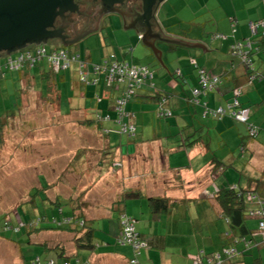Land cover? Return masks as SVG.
Segmentation results:
<instances>
[{"label":"crops","instance_id":"0c3cea01","mask_svg":"<svg viewBox=\"0 0 264 264\" xmlns=\"http://www.w3.org/2000/svg\"><path fill=\"white\" fill-rule=\"evenodd\" d=\"M170 1H163L159 9L162 10ZM242 1L238 6L232 3L231 8H222L219 3L206 8L214 26V34L223 35L225 38L222 40H215L210 36H183L170 32L167 34L172 39L192 44L198 43L206 50H209L205 52H203L202 48H190L178 43H164V45H161L156 42L157 40L154 37H149L146 42H155L154 45L157 51L160 52V61L144 45L145 51L142 52L143 58L141 62L136 63L133 58L128 62L126 61L127 57L131 54H128L127 51L129 45L122 41L124 35L121 30L124 28L123 23L119 19L113 17V19L107 20L109 25L113 24L111 29L116 32L112 38H108V41L101 39L102 33H96L95 38H99V49L90 48L91 52L84 55L86 62L99 63L102 59L114 55L120 61L135 66H147L154 72L156 91L148 89L140 91L127 107L128 111L135 115L133 120L126 119V122L129 121L136 129L132 138L120 134L118 126L111 120L114 118L112 110L113 100L123 89L122 86L112 89H106L102 84L96 87L83 86L78 80L75 67L72 73L76 76V84L70 87L65 86L67 73L70 71L53 75L47 69V65H45L46 69L38 65V67L25 68L20 72H6L4 77L0 78V96L4 99L8 98V100H17V106L14 110H6L4 108L5 110L3 111L6 113L4 117L9 119V122L0 123V131L2 132L1 135H3L0 143V159H2L0 162V185H8L9 180L15 178L14 185L20 195L16 199L15 206L17 208L22 207L18 211L19 215L14 216L11 221L15 223L20 219L27 221L35 217H46L48 225H44L45 223L42 225L46 227L54 226L52 222L60 221L62 217H70L81 220L80 222L84 223V225L80 226L90 228L93 226L92 222L94 220L107 218L104 229H108L112 233L113 237L111 238H114L115 243L118 244L120 214L125 213L136 220V230L141 239L148 245V248L139 256L138 264H191L196 255L201 252L204 264H209L207 262L208 253L217 251L222 247L231 246V237L235 238L239 237V235L231 232L225 220H222L214 198L215 193L219 189L229 187L226 179L224 180L225 183H219L220 178L217 175L221 168L224 169V161L230 165V161L233 158L232 152L228 148L229 139L227 136L231 135V139H237L239 137L238 131H242L240 126L244 124L236 123L229 118L219 121L203 119V107L188 103V97L191 89L196 87L198 82L196 69L190 64V59H195L197 67L213 75L221 76L222 79V84L218 91L201 97V104L206 103L209 108L214 109L223 107L230 103L232 90L240 87L242 88V95L239 98L243 95L247 97L251 94L250 92L255 93L254 104L249 106L252 108L249 122L258 125L255 116L260 114L264 117V81L253 87L247 85L245 69L237 63L236 59L234 60L229 55L231 45L243 42L244 39L250 36L248 23L264 19V0ZM198 14L200 13H194L193 15L196 16ZM164 22L166 23L168 20ZM107 23L103 25V28L108 25ZM175 26V23L168 25V27ZM124 30H133V28ZM142 30L144 31L145 29H141L138 25L136 30H134L137 32L139 39L145 34ZM111 41H117V46L114 47ZM108 45L110 49H106ZM135 46L134 49L137 50V46ZM253 60L256 69L264 71V56L262 54L254 56ZM232 65L235 68H232ZM176 70H180L181 77L177 78L174 75ZM31 74H35V76L32 77ZM38 81H44L47 84L45 89L43 85L38 86ZM52 86L56 91L60 90L64 95L66 108L63 103H60L59 93L52 95L50 98L48 90ZM56 87H58V90ZM37 88L44 90L40 92ZM68 88L71 90L67 91ZM98 92L103 95L94 102L93 95L95 94L94 97L99 96ZM161 93L171 95L168 107L172 112V117L168 118V120L165 119L166 121L162 124H160L161 118H158L155 114L157 105L155 97ZM88 100H92V102L89 104ZM240 102L245 107L247 102L243 103L241 100ZM87 105H90L91 111L88 110ZM61 106L69 114L67 116L68 120L73 121L76 117L81 119V121L77 122L79 127L84 126V122L89 121L88 118L90 121H94L92 127L96 131L86 132L84 130V133L80 134L83 135V139L88 135L91 141L90 144H85V148L82 149L84 151L83 154H79L78 150L72 157H69L68 154L66 157L64 154L59 157L54 155L53 151L50 154L45 152V155L42 152V155H40V152H36L33 146L37 142L31 143L28 146L30 149L23 153L21 148L7 144L6 141H9L10 137L14 139L15 136L25 146V139L30 143L36 137L34 136L36 132L40 133L38 136L42 135L40 131L27 130L34 127L37 121L38 123L41 120L43 121L44 117L45 119L59 117L62 110ZM98 114L101 116L107 114L111 119L110 121L96 122L94 119ZM71 115L75 116L71 118ZM0 117H2V112H0ZM73 122H76V120ZM38 123L37 126L41 127L42 125ZM236 124H240V126H236ZM158 129L159 131H157ZM8 130L14 131V134L10 133L9 136ZM97 136L103 137L105 141L100 144L101 139ZM113 137L114 140L118 139L120 147L124 141L132 145L131 148H125L127 151L126 155H117V150L111 146ZM242 143H244L243 140ZM261 147L260 157L264 160V140ZM256 148L257 151L260 150L259 146L256 147L254 142L241 144L242 153L246 149L256 153ZM217 150L225 152L226 155L222 153L217 155L215 153ZM13 151L14 156L12 155ZM88 155L94 157L92 165H88L89 161H91L87 159ZM39 156L47 162L48 166L53 165L52 167L55 166L57 158L61 159L60 161L62 162L57 166H60L59 168L64 167V169L61 171L53 169V179L49 178V175L47 177L40 171L43 162L41 164L35 162V157L38 158ZM9 159L14 160L13 169H15V172L6 169L10 165H2L4 161L7 162ZM74 165L77 166L74 167ZM136 166L139 170L136 169ZM76 167L80 171H74ZM82 167L84 171H81ZM86 167L87 171H96L97 181H93L96 185L92 184L95 188L94 186L91 189L88 188L89 186H86V188L71 186L68 183L70 178L77 176L79 178L78 181H80V177L83 176L82 174L86 171ZM116 167H120V169ZM252 167L255 168V166ZM108 170L109 172L114 170L113 173L115 175L118 173L120 176L126 172L127 180L113 184L115 188L113 191H110L108 187L111 186V181H108V179L106 180L107 184L104 183L108 186H105L104 189L102 186L103 175L105 173L108 174ZM259 171L261 178L256 181L264 182V166ZM65 175H68L66 179ZM164 176L172 178L171 180H163ZM247 182L243 188H246ZM99 184L101 190L97 187ZM41 190L45 191V193L51 192V194L49 197L45 194L44 198L38 200V195L39 197L42 195L39 194ZM130 193H137L138 196L126 198ZM261 196L264 198V195ZM150 198H163L175 204L167 212H154L155 207H152V204L148 201ZM36 207H41L43 214L35 215L34 209ZM59 209H61V213ZM193 209L196 211L198 220L202 219L208 226L215 225L213 231H208L198 241L195 234L200 232L199 228L196 230L194 227V229L184 235H181V230L177 231L179 229V212L186 216L185 212ZM250 209L255 211L257 206L253 204ZM178 210L180 211L177 212ZM70 218L66 220L70 221ZM220 220L225 224V227L220 224ZM252 221L255 220L252 219ZM252 221L247 222L248 228L252 230V233L246 236L247 241L245 242L249 243L248 247L246 248L244 243L239 241L236 246L240 250V254L231 259L229 263L264 264L263 236L257 232L256 221L255 223ZM62 223V225L60 224L61 228L69 231L78 228L72 224L65 223V220ZM31 231L33 230H25L21 234H24L34 246H39L40 251L46 254V258H52L57 264H61L63 259L58 254L63 249L64 257L72 259L77 256L75 258L80 260L78 253L82 251L77 250L73 242L74 235L71 232ZM227 232L230 233V238L225 236ZM28 233H30L29 236L27 235ZM62 235L69 236V239L65 238L70 243L69 247L66 248L59 243L55 247L51 243L46 244V241L58 239ZM22 239H18L17 242L11 241L20 246L24 264H27L23 253L25 248L23 247ZM98 246L96 244L95 248ZM193 247L197 249L196 252H193ZM124 248H127V256L124 254L115 256L109 254L103 256L105 257L104 260L130 264L129 260L132 257V251L128 247ZM244 248H246L245 251L243 250ZM174 249H178V251L176 252ZM174 251L177 254H173ZM99 257L92 259V261L95 263ZM38 258L41 261H45L44 258ZM83 261L90 264L87 260Z\"/></svg>","mask_w":264,"mask_h":264},{"label":"rangeland","instance_id":"374dc122","mask_svg":"<svg viewBox=\"0 0 264 264\" xmlns=\"http://www.w3.org/2000/svg\"><path fill=\"white\" fill-rule=\"evenodd\" d=\"M85 5L88 6L87 1L88 0H82V2H85ZM243 1L242 0H171L168 4H166L162 10L157 9L156 13H155V22L158 25V28L160 29L162 35L166 36L167 33H172V34H178V35H183V36H195V35H200V36H204V37H211V35L214 34L215 30H214V26L212 24V21L209 18V12L208 10H206V8H210L211 6H213L215 3H219L220 6L223 7H229L231 8V4H235L236 6L240 5ZM81 5L83 6V8L85 9V5ZM77 5V4H76ZM208 6V7H207ZM82 8L81 11H83L84 9ZM89 10L88 14H92V8L87 9ZM85 11V10H84ZM200 13L198 15H193L194 13ZM168 18V19H167ZM74 19H79V17L74 16ZM113 19V17H112ZM165 20H168V22H164ZM106 22H104V25H106L105 23H107V20H105ZM175 23L176 26L175 27H168V25H171ZM109 25V23H107ZM168 24V25H167ZM106 26L104 28H102V31L99 32H95L92 34L87 35L84 39H82L79 43L74 44L71 47H67V49H69L70 51H73L77 54L80 55L82 60H85V54L88 52H91V49L97 50L99 49V43L98 40L99 38H95L96 33H102V37L101 39L107 40L108 38H112V36L116 33L113 28V24H110L109 26ZM123 35H124V39L122 40L123 43H126L129 45V47L127 48L128 54H131L127 57L126 61H130L135 60L136 63L141 62L142 58H143V54L142 52L145 51V46L144 44L141 42V40L138 38L137 32L134 30H121ZM108 36V37H107ZM167 37V36H166ZM112 45L115 47L117 46L116 43L117 41H111ZM135 43V44H134ZM134 44V45H133ZM161 44V43H160ZM133 45V46H132ZM137 46V50L134 49V46ZM161 45H164V43H162ZM160 45V46H161ZM45 48L47 49H59V47L56 45H54L53 43L48 42L47 44L44 45ZM90 46V47H88ZM135 46V47H136ZM32 46H30L29 48H31ZM163 47V46H161ZM91 48V49H90ZM106 49H110V46L108 45ZM133 50L135 51L133 53ZM3 58H0V64L3 62ZM46 64L44 63V61L41 62L39 67H44L46 69ZM38 67V66H35ZM74 67L71 68L67 73V83L65 84V86L70 87L72 85L76 84V76L73 75V71H74ZM76 68V67H75ZM32 77L35 76V74H31ZM35 84V83H34ZM103 85V83H100ZM256 84V83H255ZM46 87V83L44 81H38V86H42ZM51 85V84H50ZM256 86V85H255ZM40 92L43 91L44 89L41 88H37ZM56 89L58 90V87H56ZM71 90L70 88L67 89ZM49 96L50 98L52 97V95L54 96L56 93H59V97H60V103L66 102V100L63 98L64 95L61 93L60 90L56 91L55 88L52 86L50 87V89L48 90ZM251 94H249L247 97H244V95L239 98V101L241 100L243 103H245V106H250L252 104H254L255 101V93L254 92H250ZM91 94V93H90ZM95 95V94H94ZM93 95V100L94 102H96L97 99H95ZM99 97H102V93L100 95V92H98ZM252 97V98H251ZM45 98V97H44ZM251 98V99H250ZM46 99V98H45ZM89 104L92 102L89 101ZM65 105V104H64ZM17 106V100L15 99H11L8 100V98H2L0 96V112H2V117H0V122H9V119H6L4 116L6 113H4L3 110H14ZM90 106V105H89ZM87 105V108L89 111H91L90 107ZM62 107V110L60 111L59 117H54L51 119H45L40 121L38 124L42 125L41 127H39V125L37 126V123L34 127L30 128L27 131H40L42 133V135L38 136L40 133L36 132V137H34L33 140L30 141V143H28V141L25 139V143L26 145L23 146L24 144L20 142L18 137L14 136V139L12 137L9 138V141H6L7 144H10V146L12 147H18L21 148V150L23 151V153H25V151L28 148L29 145H31V143H36L37 144H33L36 152H40V155H42V152H44L43 154L45 155L46 153L50 152H54V155H58L59 157H62V155L64 154L65 157L69 155V157H72L76 154V152L79 150V154H83L84 151H82V149L85 148V144H90V137L87 135V137L85 139H83V135H80L82 133H84V130H86V132H91V131H96V129H94L92 127V124L90 125H86L84 124V126L79 127V125L77 124L78 121H81V119L79 118H75L74 120H76V122H73L72 120H68L67 116L69 115L68 113L65 112L64 107ZM60 107V108H61ZM5 108V109H4ZM66 108V105H65ZM67 110V109H66ZM88 114V112H87ZM91 114H93V112H91ZM75 115H71V118H73ZM6 119V120H5ZM68 121H66V120ZM161 118L160 119V124H162L164 121L168 120V119H164ZM88 120H90L88 118ZM255 120L258 123L257 126L260 130L259 135L253 139L250 140L248 138V130L246 125H241L240 124H236V126H240L242 128V131H238L239 132V137L237 139H231V135H228L227 138L229 139L228 141V148L230 149V151L232 152V156L233 158L230 161V165H228L226 163V161H224V169L221 168L219 170V172H217V175L220 178L219 183L224 182L225 183V179L227 180L228 184L230 187L237 185L241 188H243L246 184V182L248 180H258L261 178L260 175V171L259 169L262 168L264 166V160L260 157V153L261 151V146L264 140V117H262V115L258 114L255 116ZM42 123V124H41ZM70 123V124H69ZM69 124V125H68ZM46 125V126H45ZM7 128V126H6ZM9 131V136L10 133L13 135L14 131L8 130ZM159 131V129L157 130ZM236 133V131H234ZM44 133V134H43ZM48 134V135H47ZM101 139L100 144L102 142L105 141V139L103 137L97 136ZM8 139V138H7ZM12 140V141H10ZM242 140L244 141L245 144H249L250 142H254L256 143V147L259 146L260 150L257 151V148L255 149L257 152L252 153L250 152L249 149H246L243 153L241 151V144ZM5 142V141H4ZM9 142V143H8ZM258 145V146H257ZM111 146L113 149L117 150V155H126L127 151L125 148H131L132 145L126 143L125 141L122 143V146L120 147V144L118 142V139L116 138V140L111 141ZM106 147V144H105ZM81 150V152H80ZM48 151V152H47ZM46 152V153H45ZM22 153V154H23ZM86 153V152H85ZM217 155H219L220 153L226 155L225 152H221V151H216L215 152ZM68 154V155H67ZM89 154V153H86ZM12 155L14 156V151L12 153ZM36 158V163L41 164L43 162V164H41L40 167V171L42 172V174L46 175L49 178H52V174H53V169H56V171H61L64 169V167L59 168V165L61 159L57 158L55 166H48L47 162L44 161V159H41L40 156ZM87 159L91 160L89 161L88 165H92L93 163V159L94 157L88 155ZM253 162L251 163L250 162ZM2 161V159H0V162ZM13 161V162H11ZM11 162V163H10ZM10 163V164H9ZM3 166H9L6 169H9L11 172H15L14 168V160L13 159H9L3 162L2 164ZM17 165V163H16ZM43 165V166H42ZM77 165H74V167ZM105 166V164H104ZM138 166V164H137ZM136 166V169H138V167ZM252 166H255V168H253ZM119 168L120 167H116ZM77 170L80 171V169L78 167L74 168V171ZM139 170V169H138ZM81 171H84V168H81ZM94 170H88L87 171V167H86V171L82 174L83 176L80 177V181H78V177L77 176H72L69 180V184L71 186H82L86 188V186L88 188H92L94 185L93 181H97V174H95V172H92ZM133 171V170H132ZM114 172V170H113ZM113 172H109L108 170V174L105 173L103 176V182H102V186L103 189L105 188L104 183L107 184L106 180L108 179V181H111V186H108L110 188V191L115 190V188L113 187V184H118L121 183L122 181L127 180L126 177V172L120 176L118 173H116V175ZM117 172V170H116ZM76 173V172H75ZM138 173V172H137ZM133 174V173H132ZM68 175H65V179ZM172 177L169 176H164L163 180H171ZM15 178H11L9 180V182L7 183L8 185H0V223L1 220H8V222L13 219L14 216H18L19 213L18 211L22 208H17L15 206L16 204V199L18 196H20L17 192L18 189H16L15 187V182H14ZM53 179V178H52ZM64 180V179H63ZM49 181V179H48ZM98 183V182H97ZM159 183V180H158ZM217 183V184H219ZM5 184V183H4ZM94 184V185H92ZM227 185H223V186H227ZM98 189L101 190V186L100 184L97 185ZM81 188V189H82ZM95 188V186H94ZM17 190V191H16ZM77 193V192H75ZM38 195V200L44 198L47 194V196L49 197V195L51 194V192H46L45 191H39ZM80 194V193H79ZM104 199V198H103ZM104 201V200H103ZM35 215H39V214H43V210L41 207H36L35 209ZM180 210H178L177 212H179ZM185 212V210H184ZM196 211L193 209L192 211H186L185 214L186 216L182 215L181 212H179L180 216H179V229L177 230L179 232V230L182 231L181 235H184L186 232L191 231L192 229H194V227L196 228V230L199 228L200 232H197V234H195L197 236V241L201 238V236H205V234L208 231H213V229H215V225H210L208 226L207 223L203 222L202 219L198 220L197 215L195 213ZM35 217V216H34ZM36 218V217H35ZM192 221V223H191ZM252 221V220H250ZM107 222V218L106 219H99V220H94L92 222V227H90L95 236H94V243L98 244L99 246L95 248V250L91 253L89 251H82L78 253V258L80 260H87L90 262V264H121V263H114L112 261H106L104 260L106 255H119V254H124L125 256H127V248H124L123 246H119L118 244L115 243L114 238L112 239L111 237H113L112 233H110V231L108 229H104L105 225ZM255 223V221H252ZM220 224L223 225L225 227V224L222 222V220H220ZM31 227H25V230H31ZM24 230V229H22ZM28 235V234H27ZM22 239V243L24 244V248L25 250L23 251L24 253V257L25 260L27 261V264L31 263V260H33L36 257H40V258H44V260L46 259V254H43L40 251V247L39 246H34L33 243L28 240V238L26 236H24V234H20L18 236H5L3 234H0V264H24V259H23V254L20 252V246L17 245L16 243L12 242V241H16L18 239ZM69 239V236H59L58 239H50L49 241H46V244H50L52 246L55 247L56 244H61L64 247H69L70 243L69 241L67 242V239ZM12 240V241H11ZM47 240V239H46ZM28 242V243H27ZM27 243V244H26ZM59 246V245H58ZM52 248V247H51ZM201 248V246H200ZM176 252L178 251V249H174ZM173 252V254H177L176 252ZM181 251V250H180ZM197 249H194L193 247V252H196ZM100 256V257H99ZM77 257V256H75ZM75 257L72 259L73 261H75ZM99 257L98 261L96 260L95 263L94 261H92V259Z\"/></svg>","mask_w":264,"mask_h":264},{"label":"trees","instance_id":"16d2710c","mask_svg":"<svg viewBox=\"0 0 264 264\" xmlns=\"http://www.w3.org/2000/svg\"><path fill=\"white\" fill-rule=\"evenodd\" d=\"M165 1V0H164ZM162 3V2H161ZM161 3L159 4V6L161 5ZM158 6V8H159ZM157 8V9H158ZM155 11V10H154ZM157 11V10H156ZM153 20L152 22L149 21V23L153 24V25H156L154 24L155 23V13H153ZM114 18H116L114 16ZM116 19H119L120 18H116ZM154 22V23H153ZM249 23H252L253 25L256 26V33L253 35L250 31V28H249ZM248 23V30H249V34L250 36L246 39H244L243 42H239L242 46H245L246 42H249L250 44V49L249 48H243L242 49V52L243 53H240V56L237 55V54H234L233 53V50L231 49V47L233 45H235V43L233 45L230 46L229 48V55L231 58H233L234 60L236 59L237 60V63L242 66L244 69H245V72H246V83L247 85L249 86H255V85H258V84H261L263 81H264V71H259L256 69V67L254 66V56H257V55H260L262 54L264 56V19H260V20H256V21H250ZM151 24V25H152ZM158 28V27H157ZM103 29H99V31H102ZM98 31V32H99ZM234 32V31H233ZM157 34H159L158 31H156ZM168 34V33H167ZM166 34L167 37H169L168 35ZM162 37L163 39L165 40H168V38L166 36H161V35H158V37ZM211 38L212 39H215V40H222L224 39L225 37L223 35H219V34H213L211 35ZM142 39V38H140ZM171 40V39H170ZM157 43H160L158 41H156ZM238 43V42H237ZM47 44V43H45ZM44 43H41L39 45H45ZM162 44V43H161ZM167 44V43H166ZM30 46H36L34 44H29V45H25L23 48H21L19 51L25 49V48H29ZM32 48V47H31ZM64 47H59V49H63ZM18 51V52H19ZM11 53H15V52H11ZM10 53V54H11ZM111 56V55H110ZM114 56V55H112ZM244 58V59H243ZM118 62H122V63H127V62H123V61H120L118 59H116ZM85 61V60H84ZM45 63V62H44ZM2 64V63H1ZM0 64V65H1ZM41 62L38 64L40 65ZM46 64V63H45ZM128 64V63H127ZM190 64L195 67V71L197 73V86L192 88L191 91H190V95L188 97V103L191 102V98H192V92L194 90H197L199 89V79H200V71H203L204 74L206 76H208L210 79L212 78H216L218 80V83H217V86L215 87V89L211 90V91H207V92H203L204 94H202L201 96L199 95L198 98L201 99V97H204L206 95H208L209 93H212V92H216L218 91L219 87L221 86L222 84V79H221V76H217V75H213L211 74L210 72H207L206 70L202 69V68H199L196 66V63H195V59H190ZM37 65V66H38ZM74 66V65H73ZM73 66L71 68H73ZM139 66H143V65H139ZM76 67V66H75ZM144 67H147V66H144ZM71 68L65 70V71H61L59 73H55L53 71H51L48 67L47 69L49 70L50 73H52L53 75H59L60 73H63V72H67L69 71ZM149 70H151L149 67H147ZM232 68H235L234 65H232ZM25 69V68H24ZM23 70V69H22ZM76 73H77V76H78V80L79 82L85 86L87 84H84L83 82L80 81V78H79V74H78V69L76 67ZM91 69L90 67L88 66V72L90 73ZM152 71V70H151ZM153 72V71H152ZM174 75L178 78V77H181V72L180 70H176L174 72ZM88 79L90 80V77H88ZM100 83H103V86L106 88V89H112L114 87H120L122 86L123 89L119 92V95H117L114 100H113V113H114V118L111 119L109 115H104V116H101L100 114L96 115L95 116V121L98 122V121H103V118H105L106 116L109 117V119L113 120V122L115 123L116 126H118V128H120V126L118 125V123L116 122V118H117V115H116V112H115V107H117L116 105V102L120 99H122V95L124 93V90H126V87H127V84H112V85H107L104 83L103 79L100 78L98 83L96 85H92V84H89L87 86H98L100 85ZM256 83V84H255ZM144 89H148V90H151V91H156V87H155V75H154V72H153V78L151 81L149 82H146V84H143L142 86H140L139 88L137 89H134V94L132 96H130L128 99H125L124 101V104H123V110H124V113L126 115H128V119L130 120H133V118L135 117L134 113L132 112H129L127 107L129 105V103L137 96V94L144 90ZM237 90L240 91V96L242 95V88L238 87L236 88ZM236 89H233L232 90V98H231V101L230 103H232L233 101V95H234V90ZM120 90V89H119ZM201 92V93H202ZM99 96H96L95 99H98ZM157 99V105H156V109H155V114L158 118H164V119H168V118H171L172 117V112L170 110V108L168 107V103L169 101L171 100V95L168 94V93H161V94H157V96L155 97ZM154 98V99H155ZM237 101H238V108H236V110H239V109H246L249 111V115L252 114V108H250L249 106H242L241 105V102L239 101V97L237 98ZM230 103H228L227 105H229ZM191 104V103H190ZM203 104H206V103H203ZM227 105L223 106V107H226ZM197 106V105H195ZM200 106H201V103H200ZM207 106V104H206ZM208 107V106H207ZM160 111H164V112H170V116L169 117H164V116H159V112ZM250 117V116H249ZM203 118V116H202ZM224 118H229L231 119L232 121L236 122V123H240L236 120L233 119V117H231L229 114H227L226 116L222 117L221 119H224ZM127 118H125L123 120V122H126ZM203 119H211V120H216V121H219L221 119H216V118H203ZM94 122V121H93ZM92 121H86L84 122V124L86 125H90L93 123ZM129 122V121H128ZM1 123V122H0ZM242 124V123H241ZM246 125V124H244ZM248 125L251 126L252 128H255L257 131L256 132V135L254 137L250 136L249 134V129H248V138L250 140H253L255 139L259 133H260V129L255 126V124L249 122V119H248ZM136 131V129H135ZM2 132L0 131V143L2 142V136L1 135ZM135 135V134H134ZM128 137V136H127ZM132 138V137H130ZM103 160H105V158H103ZM37 194V193H36ZM261 195H264V182L263 181H256V180H249L247 182V185H246V188H241L237 185H234L232 187H228V188H223V189H219L216 193H215V198H214V202L215 204L218 206L219 208V215L220 217L222 218V220H225L226 224L228 225L229 229L231 230V232H234V233H237L239 235V237H231L232 239V244L231 246H228V247H222L221 249L217 250V251H214V252H211V253H208V256L211 257L215 254H218L220 255V261L221 263L220 264H233V263H229V261L231 259H233L235 256L239 255L240 254V250L237 248V243H239V241H242L244 243V245L246 246V248L248 247V242H245L247 241V238L246 236L251 234L252 233V230L251 228H248L247 226V222L250 221V220H255L256 223H257V232L262 235V232L260 230V223H261V220L259 217L257 216H254L253 214H251V209H250V206L251 205H256L257 206V209L253 212H256V211H260L262 212L261 216L264 214V198L263 196ZM138 194L137 193H130L126 196V198H135L137 197ZM249 197H252L254 198L255 200L252 202H250L248 200ZM152 205V207H155L154 209V212H167L168 209L174 205L175 203L172 202L170 203V200H167V199H163V198H150L148 200ZM254 202H257V203H254ZM60 213H61V209H59ZM121 215H126L127 217L135 220L133 217L131 216H128L127 214L125 213H121ZM70 217H67V218H64L62 217V219L60 221H55L54 223L52 222V224L54 226H46V227H43L42 225H48V222H46V217H38V218H34V219H29L27 221H25L24 219H20L19 221H16L15 223L14 222H8V220H1V223H0V234H3V235H8V236H16L18 235V233H22V232H25V228H21L18 232H14L13 230H4V223L5 222H8L9 224L11 225H17L18 223H25L26 225L28 223H30L31 221H36L37 219L39 220V223L37 225V227L35 228H32L31 230L37 232V231H60V232H71L73 235H74V239H73V242L77 248V250L79 251H93L95 249V243H94V233H93V230L90 229V228H85V227H82L80 226V221L79 219H76V218H70V221L69 220H66V219H69ZM250 219V220H249ZM63 220H65V223L68 222L67 224H72L76 227H78L77 229H74L72 231H69L67 229H64V228H61V225L63 224ZM73 221V222H71ZM119 222H120V219H119ZM136 222V220H135ZM61 224V225H60ZM60 225V226H59ZM80 226V227H79ZM13 228V226H10ZM42 227V228H41ZM24 229V230H22ZM31 231V232H33ZM120 231H121V226H120ZM135 232L136 234L138 235V238L144 243L145 247L143 249H140L138 251L139 255L138 256H135V252L132 248L131 245H121L119 244L118 242V239H117V243L121 246H124V247H128L131 249L132 251V257L131 259L129 260V263L130 261L134 258L135 256V262L136 264H138V258L139 256L142 254L143 251H145L148 247V245L146 244L145 241H143L139 235V233L137 232L136 230V224H135ZM9 233V234H8ZM236 234V235H237ZM30 235V233H28V236ZM234 235V236H236ZM227 238H230V233L227 232L226 235H225ZM119 238V237H118ZM262 240L264 241V237L262 238ZM244 248L243 250L245 251ZM62 252L60 254H58L60 256L62 260V262H75L76 260L79 261L80 263H85L84 261H81V260H78L75 258V261H73L72 259H68L66 257H64V252H63V249H61ZM225 253V254H224ZM198 254H202L201 253H198ZM197 254V255H198ZM137 255V254H136ZM229 255V256H227ZM52 259V258H51ZM46 260H49V258H46ZM25 262H27L25 260ZM219 264V263H218Z\"/></svg>","mask_w":264,"mask_h":264},{"label":"built area","instance_id":"2783aa9c","mask_svg":"<svg viewBox=\"0 0 264 264\" xmlns=\"http://www.w3.org/2000/svg\"><path fill=\"white\" fill-rule=\"evenodd\" d=\"M249 28L251 33L254 35L256 33V26L252 23H249ZM141 38V37H140ZM243 48H249V42H246L245 46H242L240 43H235L231 47L234 54L240 56ZM3 62L0 65V78L4 77L6 72H20L24 68H33L37 66L40 62L44 61L47 67L55 72L59 73L61 71H65L71 68L73 65L77 67L80 81L84 84H92L96 85L100 78L103 79L104 83L109 85L112 84H127L126 90L122 95V99L116 102L115 112L117 115L116 122L120 126L118 132L120 134H124L128 137H133L135 132V127L130 122H123L125 118L129 116L124 113L123 104L125 99H128L130 96L134 94V89L139 88L146 82H149L153 78V72L144 66H135L127 63L118 62L114 56H108L105 59H102L99 63H88L81 59L80 55L70 51L67 48L63 49H47L44 45H36L32 46V48H25L19 52L6 54L3 58ZM244 59V58H243ZM88 66L91 71L88 72ZM90 77V80L88 79ZM218 80L216 78L210 79L208 76L204 74L203 71H200V79H199V89L194 90L192 92V105H200V99L198 96L204 94L207 91H211L215 89L217 86ZM204 93H203V92ZM202 92V93H201ZM233 101L226 107H218V108H209L205 104H201L203 107L202 116L203 118H216L221 119L222 117L229 114L233 117L234 120L248 125L249 119V111L246 109L238 108L237 98L240 97V91L234 90ZM170 112L160 111L159 116L169 117ZM103 121H110L109 117L106 116L103 118ZM250 136L254 137L257 131L255 128L251 126L248 127ZM247 129V130H248ZM248 200L253 202L255 199L249 197ZM257 203V202H254ZM251 214L260 218L261 223L259 225L260 230L262 232V236L264 237V214L261 216L262 212L251 211ZM39 220L31 221L27 225L25 223H18L17 225H11L8 222L4 223V230H13L14 232H18L21 228L37 227ZM68 223V222H66ZM135 220L127 217L126 215L120 216V226L121 231L118 238V242L121 245H131L135 254L138 256V251L145 247L144 243L138 238V235L135 232ZM80 225H84V223L80 222ZM10 226H13L10 227ZM225 254V253H224ZM134 256V258H135ZM229 256V255H227ZM132 259L130 264H136V260ZM209 264H220V255L215 254L207 259ZM30 264H57L54 259H49L46 261H41L38 257L34 258ZM61 264H89L88 262L80 263L79 261L71 262H61ZM191 264H204L203 256L201 254L196 255Z\"/></svg>","mask_w":264,"mask_h":264},{"label":"water","instance_id":"95a60500","mask_svg":"<svg viewBox=\"0 0 264 264\" xmlns=\"http://www.w3.org/2000/svg\"><path fill=\"white\" fill-rule=\"evenodd\" d=\"M106 4H111L118 0H102ZM144 5V12L149 13L152 9L155 0H141ZM159 0L154 13L161 2ZM77 5L74 0H0V54L11 52H18L25 45L47 43L49 38L59 36L61 29L52 32L50 29L54 28V23L58 17L64 21L65 14L67 12H76ZM120 18V16L118 15ZM111 20L107 18L106 20ZM149 20L144 15H137L134 20V25H125L123 22V28H133L136 30V26L143 27L145 34L142 35V43L152 51L156 58L160 61V52L155 47V42H146L152 34L162 35L159 28H157L156 22L151 25ZM126 22V21H125ZM135 28V29H134ZM159 32V34L156 33ZM94 33L90 31L82 36L77 41H73L71 44L84 39L87 35ZM168 40L162 37L155 38L160 43H178L187 47H199L203 52L206 50L200 44H192L184 41L176 40L167 37ZM171 39V40H170ZM2 58V57H0Z\"/></svg>","mask_w":264,"mask_h":264},{"label":"flooded vegetation","instance_id":"af4514ba","mask_svg":"<svg viewBox=\"0 0 264 264\" xmlns=\"http://www.w3.org/2000/svg\"><path fill=\"white\" fill-rule=\"evenodd\" d=\"M74 3L77 4V11L67 12L64 15V21H62L60 17L56 19L54 28L50 29V31L55 32L61 29L60 35L49 38L47 43H53L56 47H71L74 45L71 44L73 41H77L90 31H94V33L98 32L99 29L103 28L104 22L107 18L112 19L114 16L119 18L118 15L120 16V21L122 23L124 22L125 25H134L135 17L139 14L141 16H146V18L152 22V16L159 0L154 1L151 11L146 14L141 0H118L110 5L106 4L102 0H88V6L84 4L86 1L82 2V0H74ZM83 4L86 7L85 9L81 6ZM82 8L85 11H81ZM89 8L93 9L92 14L86 15L89 13V10H87ZM74 16H78L79 19H74ZM141 29L144 28L142 27ZM143 32L145 33V30ZM152 37L157 38L158 35L153 33ZM80 41L76 43H79ZM6 54L8 53H1L0 57L4 58Z\"/></svg>","mask_w":264,"mask_h":264}]
</instances>
